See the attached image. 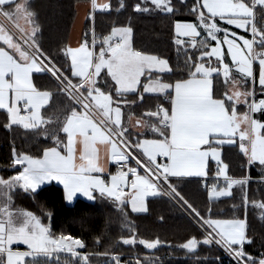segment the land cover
I'll return each instance as SVG.
<instances>
[{
  "label": "snow or ice",
  "instance_id": "1",
  "mask_svg": "<svg viewBox=\"0 0 264 264\" xmlns=\"http://www.w3.org/2000/svg\"><path fill=\"white\" fill-rule=\"evenodd\" d=\"M129 9L126 23L113 21L106 35L97 34L98 14L118 17ZM183 9L197 22L176 16ZM160 15L175 17L171 25L175 68L169 59L135 46L132 21ZM0 18L16 22L12 27L0 25L3 128L10 133L19 130L13 136L10 163L3 166L14 174L0 175V264H92L91 253L78 251L86 247L82 238L54 234L40 215L14 203L21 191L35 198L41 186L51 181L63 186L68 202L80 194L90 201L100 198L112 203L122 230L127 231L113 249L122 244L135 250L140 245L151 253L168 243L159 236L140 237L126 210L148 213L147 198L151 197L167 199L198 224L199 230L183 242L168 245L184 251L186 259L195 257L194 264H224L219 255L201 253L202 247L221 249L232 264H264V238L257 247L248 220L249 209H255L264 225V197L254 199L248 190L252 182L264 185V123L252 115L264 112V98L255 99L257 65L259 92L264 96V0H194L190 7L188 0H135L131 4L128 0H89L87 31L76 46L45 35L35 0H0ZM21 19L26 28L19 25ZM176 71L181 76L174 84L153 75ZM34 74L46 83H34ZM145 94L163 97L170 107L157 103L136 118L132 127L126 126L122 106L131 110L143 104ZM128 121L132 123V115ZM148 133L152 138H146ZM30 134L53 141L43 148L42 157L17 149L16 135ZM97 143L117 165L114 174L97 154ZM225 146L238 147L242 166L255 168L258 178L229 175V164L222 158ZM210 161L216 164L214 177L223 179L222 186L207 183ZM103 173H108V180L102 178ZM190 178L205 180L206 212L183 192L181 185ZM236 186L242 191L243 215L217 218L211 202L233 197ZM41 212L53 217L43 205ZM159 220L166 218L161 215ZM14 245H24L26 250ZM110 261L163 264L158 257L146 254L141 258L135 251L128 260L113 252Z\"/></svg>",
  "mask_w": 264,
  "mask_h": 264
},
{
  "label": "trees",
  "instance_id": "2",
  "mask_svg": "<svg viewBox=\"0 0 264 264\" xmlns=\"http://www.w3.org/2000/svg\"><path fill=\"white\" fill-rule=\"evenodd\" d=\"M89 0H35V5L40 12V19L45 25V35L50 36L53 40L60 37L64 41L69 42L72 25L76 18L77 7L81 2ZM128 2L135 3V0H128ZM194 0H188L190 7ZM115 3V0H113ZM131 9L118 16L113 13L98 14L96 21V32L98 35H106L110 31L113 21L117 24H124L127 22V17ZM176 16L185 18L189 22H196V18L191 16L187 9H183L176 13ZM175 17L173 16H151V17H136L132 21V26L135 30V46L137 49H144L152 54H157L162 58H167L171 66L175 68L177 64V53L175 46L172 44L171 25ZM88 21L85 20L81 39L85 31H87ZM202 39V37L197 38ZM98 52V47L96 49ZM189 53L194 50L189 46ZM199 55V52L196 53ZM183 57L181 58L182 62ZM257 73V72H256ZM154 76L159 75L165 82L175 83L180 78L181 73H154ZM187 78V73L183 74ZM222 80V78H220ZM34 83L41 84L46 81L37 74H34ZM259 87H256V99L264 98L259 92ZM223 93V85H221V94ZM166 103L170 107V103L163 100V97L157 98L156 94H145L144 102L141 105L133 106L131 110L122 106L123 114L133 115L136 118L143 117V114L149 107L155 106L157 103ZM244 109V105L240 106ZM254 118L259 119L264 123V112L254 113ZM6 114L0 110V175H13L12 171H4L3 166L10 163L11 146L13 136L17 131L14 128L13 132L3 128ZM59 135L66 142V136L62 132ZM151 133L147 137H151ZM143 138V137H142ZM51 139L44 137H36L30 134L27 137L16 135L15 145L17 149L23 150L29 154L41 157L43 148L52 145ZM222 158L225 163L229 164V175L240 178L244 175L250 174L253 179L258 178V173L255 168L251 170L242 166V157L237 147L225 146L222 150ZM213 182L218 185H223L224 181H216L214 179H207L210 185ZM205 180L199 178L190 179V182L182 184L186 197L196 205V207L207 211L208 198L204 189ZM249 195L254 199L264 197V185H258L255 182L248 186ZM233 197H221L219 200H213L214 214L217 218H231L233 215H243L241 205L242 191L240 186L233 188ZM38 195L35 198L29 197L22 191L16 195L14 203L18 208L30 210L42 217V221L49 225L54 234H70L73 237L82 238L86 244L84 249L79 251L82 253H91L92 264H111L110 255L121 253L123 260H128L133 256V253H138L141 258L146 254L153 257H158L163 261V264H194L195 257L185 258V252L169 247L168 245H177L184 241V238L189 234H194L199 230L198 226L182 212L177 206H173L167 199L148 198L150 211L148 213L136 214L132 213L128 207L126 210L129 214L130 220L133 222V227L138 231L140 237H155L159 236L162 240L168 242L163 247L157 250H148L143 246L136 245L135 250L129 246L119 244L113 249V245L117 244L121 235H127L126 230L121 228V218L107 199L98 198L95 201H89L82 198H77L73 203L67 204L64 200L63 188L57 184L51 183L42 186L38 190ZM99 197V194H96ZM41 205L45 209L53 212V217L49 219L41 212ZM233 205L237 208L234 209ZM163 215L166 220L160 221L159 217ZM248 220L251 228L255 232L256 246L259 247L261 239L264 238V225L261 224L257 218V210L249 209ZM99 239L100 243H97ZM16 248L22 249L21 246ZM201 253L208 252L212 256H221L224 264H229L228 260L222 256V252L218 248H201ZM109 253V255H96L97 253ZM64 258V254H61ZM171 257V258H169ZM71 259L70 257H68Z\"/></svg>",
  "mask_w": 264,
  "mask_h": 264
},
{
  "label": "crops",
  "instance_id": "3",
  "mask_svg": "<svg viewBox=\"0 0 264 264\" xmlns=\"http://www.w3.org/2000/svg\"><path fill=\"white\" fill-rule=\"evenodd\" d=\"M78 5H79V8H77L76 18H75L74 23H73V25H72V30H71L70 38H69V43H70L72 46H76V45H77V42L81 40V32H82V29H83V26H84V23H85V15H86V10H88L89 1L81 2V3H79ZM196 22H197V21H196ZM15 23H16V22H15ZM18 23H19L23 28H26V27H27V24H26L25 21L22 20V19L19 20ZM194 23H195V22H194ZM0 25H5V26L9 27V24H8L5 20H3V18H0ZM236 31H238V32H242V30H236ZM185 39H188V38H185ZM205 63H207V61H205ZM256 75H257V73H256ZM141 80H142L143 82H145V83L147 82V80H146L145 77H141ZM257 86H259V84H258V77H257V81H256V84H255V89H256ZM255 99H256V98H255ZM241 105H242V104H241ZM241 105H239L238 107H239L240 111L243 112L244 109L241 110V109H242V108H240ZM122 111H123V110H122ZM252 115H253V117H254V113H253ZM128 116H129L128 114H123V116H122V122H124L126 126L132 127V124L135 123V119H136V117L132 115V117H133V121H132V123L130 124L129 121H128ZM260 122H261V121H260ZM132 130L135 132L137 129L133 127ZM146 138H150V137H146ZM65 143H66V142H65ZM77 147H78V149H79V148H82V145H79V144H78ZM95 147H96V149H97V154H98L99 157L101 158V161H102V162L107 161V162H106V167H107V169H108V172L114 174V173L116 172V170H115V168H114L113 162H112L110 159L107 158V153H106L105 147H104L103 145L99 144V143H97V144L95 145ZM237 148H238V147H237ZM78 155H79V151L77 152V157H78ZM41 157H42V156H41ZM158 159H159V158H158ZM209 168H210V176H209L207 179H214V180H216V181H223L222 178H215V177H214V173H215V170H216V164H215L214 161H210V162H209ZM101 176H102V178L105 179V180H108V179H109V175H108V173H103V174H101ZM190 179H193V178H190ZM199 179H202V178H199ZM51 183L57 184V185H59V186H61V187L63 188V186L60 185L59 183H57L56 181H51V182H49V183H47V184H51ZM47 184H45V185H47ZM45 185H42V186H45ZM42 186H41V187H42ZM97 194H98V193H97ZM77 198H82V199L88 200L86 197H84V196H82V195H80V194H77V196L74 197V199H73L72 202H68V201H66V200H65V202H66L67 204H71V203H73ZM147 199H148V198H147ZM89 201H90V200H89ZM129 208H130V207H129ZM130 210H131V209H130ZM16 246H17V247H18V246L23 247L22 249L19 248L20 250H26V246H24V245H14L13 247H16ZM79 250H80V249H78V251H79Z\"/></svg>",
  "mask_w": 264,
  "mask_h": 264
},
{
  "label": "built area",
  "instance_id": "4",
  "mask_svg": "<svg viewBox=\"0 0 264 264\" xmlns=\"http://www.w3.org/2000/svg\"><path fill=\"white\" fill-rule=\"evenodd\" d=\"M260 99V98H259ZM258 100V99H257ZM134 163V162H133ZM113 165H114V168H115V170H117V165L113 162ZM182 212H184V214H186L195 224H196V221L195 220H193L192 219V217L189 215V213L188 212H186V211H184L182 208H180L179 206H177ZM197 226H198V224H196ZM198 228H199V226H198ZM221 250V249H220ZM221 252H222V256L224 257V258H226L227 260H228V262H229V264H232V261L230 260V258L228 257V256H226V255H224L223 254V251L221 250Z\"/></svg>",
  "mask_w": 264,
  "mask_h": 264
},
{
  "label": "rangeland",
  "instance_id": "5",
  "mask_svg": "<svg viewBox=\"0 0 264 264\" xmlns=\"http://www.w3.org/2000/svg\"><path fill=\"white\" fill-rule=\"evenodd\" d=\"M8 24H9V27H12L13 26V24L15 23V22H8V21H6ZM20 25V24H19ZM21 26V25H20ZM22 27V26H21ZM23 28V27H22ZM209 50H210V48H209ZM225 51H226V46H225ZM212 60H213V64H215V58H212ZM229 63H230V58H229ZM207 64V63H206ZM258 65L256 66V72H257V77H258ZM150 138H152V136L150 137ZM237 139H238V137H237ZM43 222V221H42ZM44 223V222H43Z\"/></svg>",
  "mask_w": 264,
  "mask_h": 264
}]
</instances>
